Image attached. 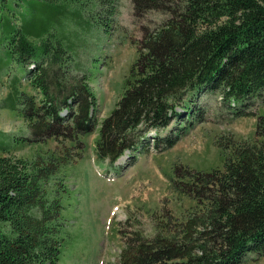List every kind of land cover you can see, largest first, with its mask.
Masks as SVG:
<instances>
[{"label": "trees", "instance_id": "obj_1", "mask_svg": "<svg viewBox=\"0 0 264 264\" xmlns=\"http://www.w3.org/2000/svg\"><path fill=\"white\" fill-rule=\"evenodd\" d=\"M131 3L136 18L152 11L166 18L138 44L124 91L100 123L97 160L112 165L126 151L146 147L150 130L156 131L157 150L172 148L184 135L183 125L195 119L200 93L219 95L223 107H243L231 117L255 116L247 108L264 94V0ZM72 5H87L93 23L113 32L116 0H0V46L16 64L32 66L27 78L40 94L36 101L17 91L16 78L11 80L5 108L26 121L30 135L19 142L52 139L79 148L81 138L97 126V98L88 76L77 69L78 45L71 39L95 26L82 21L79 10L70 11ZM68 16L78 26L57 29ZM65 106L69 115L61 119L58 113ZM173 123L179 131L162 136ZM5 138L0 132V264H58L65 184L60 182L50 195L46 183L68 160L10 155ZM229 144L222 169L203 173L175 167L187 173V180L170 178L171 187L195 200V208L177 237L156 232L151 240L137 234L135 244L126 242L120 264H242L248 253L264 254V116L256 119L254 140Z\"/></svg>", "mask_w": 264, "mask_h": 264}, {"label": "rangeland", "instance_id": "obj_2", "mask_svg": "<svg viewBox=\"0 0 264 264\" xmlns=\"http://www.w3.org/2000/svg\"><path fill=\"white\" fill-rule=\"evenodd\" d=\"M116 4L117 16L111 34L100 22L97 26L93 23L97 21L90 19L93 13L87 5L70 7V11L79 10L82 21L95 26L86 33H76L78 40L71 36L78 45L77 69L88 76L89 86L97 98V126L93 133L81 138L79 148L68 141L58 143L52 139L41 143L19 142L30 135L26 121L17 112L5 108L9 104L6 98L11 80L16 78L17 91L36 101L40 94L32 89L27 78L31 65L16 64L8 57L7 49L0 46V132L10 143V155L29 161L41 158L48 162L51 157L68 160L46 183L50 195L60 182L65 184L61 197L64 245L58 264H120L126 242L135 244L137 234H142L146 240H151L156 232L177 237L196 201L171 187L170 178L187 180V173L182 168L176 172L175 167L203 173L222 169L224 157L231 151L225 150L226 146L231 147L229 140H254L256 119L264 116V94L253 98L247 108L255 116L231 117L230 112H238L243 107H223L219 95L200 93L193 106L195 119L190 125H183L184 135L172 148L159 151L148 138L152 148L148 144L139 145L135 153L126 151L112 165L97 160L94 144L100 123L110 115L124 91L138 58V44L146 31L158 27L166 18L154 11L136 18L131 0H116ZM25 7L32 10L33 5ZM39 9L36 7L34 11ZM15 16L12 20L18 25ZM74 25L76 21L68 16L62 18L56 28L73 30ZM37 54H40L39 49ZM198 117L201 120H197ZM179 126L173 123L160 134L179 131ZM78 152L82 155L76 159ZM242 264H264V254L248 253Z\"/></svg>", "mask_w": 264, "mask_h": 264}, {"label": "built area", "instance_id": "obj_3", "mask_svg": "<svg viewBox=\"0 0 264 264\" xmlns=\"http://www.w3.org/2000/svg\"><path fill=\"white\" fill-rule=\"evenodd\" d=\"M68 104L70 103V100L67 102ZM67 115V108H64L62 111L59 112V116L61 118L65 117Z\"/></svg>", "mask_w": 264, "mask_h": 264}]
</instances>
